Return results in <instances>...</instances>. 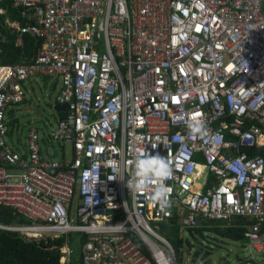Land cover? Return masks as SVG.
<instances>
[{
    "label": "built area",
    "instance_id": "2783aa9c",
    "mask_svg": "<svg viewBox=\"0 0 264 264\" xmlns=\"http://www.w3.org/2000/svg\"><path fill=\"white\" fill-rule=\"evenodd\" d=\"M8 4L25 22L0 19V41L6 26L38 47L14 66L0 47V204L31 221L3 228L64 237L61 264L71 234L85 238L83 264H181L184 243L176 250L161 224L240 219L250 224L236 264H264V156L253 155L264 150V0H0V16ZM38 76L61 80L68 114L49 138L32 130L19 153L6 142V110ZM190 118L208 137L189 132ZM41 139L70 145L71 160L45 161ZM145 147L172 162L165 210L126 186Z\"/></svg>",
    "mask_w": 264,
    "mask_h": 264
},
{
    "label": "rangeland",
    "instance_id": "374dc122",
    "mask_svg": "<svg viewBox=\"0 0 264 264\" xmlns=\"http://www.w3.org/2000/svg\"><path fill=\"white\" fill-rule=\"evenodd\" d=\"M55 83H59V87L54 91ZM61 85L62 82L57 76L50 78L38 76L22 82V87L26 92V100L17 104H10L6 110L8 127L6 142L17 152L27 153L28 138L32 130H37L40 137L45 134L46 138H49V135L57 129L59 112L52 106L57 103ZM12 112L16 116L17 123H13L9 119V114ZM40 112L43 116L42 120L32 123V121H37L40 118ZM40 144L45 161L68 162L72 158V147L68 144L64 145L51 140L44 141L43 139H41ZM241 221L240 219L234 220L233 224L236 227L243 226L235 224ZM3 226L13 227L0 225V228ZM215 228L207 229L202 237L198 234L192 236L189 232L180 229L185 238L182 249L184 257L181 264H236L237 254L240 258H244V251L246 252L248 242L224 238L213 230ZM82 239L80 234H71L68 237L69 247L73 255H78V258ZM258 258L264 261V254H260Z\"/></svg>",
    "mask_w": 264,
    "mask_h": 264
},
{
    "label": "trees",
    "instance_id": "16d2710c",
    "mask_svg": "<svg viewBox=\"0 0 264 264\" xmlns=\"http://www.w3.org/2000/svg\"><path fill=\"white\" fill-rule=\"evenodd\" d=\"M9 10L7 15H1L0 19L5 22L6 17L13 21H18L19 24L24 25L25 19L21 17L17 8L8 4ZM4 41H0V47L3 48V54L1 56V63L3 65H25L31 63V59L35 57L38 43L34 38L25 34L18 37L16 34H12L11 30L3 27ZM18 40L20 43L17 44ZM50 78V77H45ZM68 111H59V117H66ZM48 139H45L46 141ZM253 155L264 156V150L253 151ZM25 157V155H24ZM0 166L3 163L0 162ZM31 221L18 213L13 208L0 204V225H23L29 224ZM171 224H161L159 233L168 242L172 243V246L176 250H179L181 245L185 242L181 238L180 226L173 221ZM236 225H243L239 227H214L213 229L217 234L224 238L231 239L233 241L243 240V233L245 231L244 226L250 224L247 221H241L235 223ZM213 228V227H212ZM206 227H200L195 229L185 230L192 236L198 234L201 237L206 232ZM85 238L82 239V243ZM66 239L60 237L58 239L44 238L39 241L28 240L21 236L18 232L6 230L0 228V264H61L60 247L64 245ZM67 264H83L81 259H78V255H71Z\"/></svg>",
    "mask_w": 264,
    "mask_h": 264
},
{
    "label": "clouds",
    "instance_id": "9594fccd",
    "mask_svg": "<svg viewBox=\"0 0 264 264\" xmlns=\"http://www.w3.org/2000/svg\"><path fill=\"white\" fill-rule=\"evenodd\" d=\"M186 127L192 135L208 137L206 125L202 119L190 118ZM160 142L152 143L155 149ZM129 163L134 165V172L126 181L131 193L148 192L153 204H159L161 210L171 206L170 194L172 188L165 181L173 175L171 160L158 152L152 154L145 148L137 149L136 155Z\"/></svg>",
    "mask_w": 264,
    "mask_h": 264
},
{
    "label": "water",
    "instance_id": "95a60500",
    "mask_svg": "<svg viewBox=\"0 0 264 264\" xmlns=\"http://www.w3.org/2000/svg\"><path fill=\"white\" fill-rule=\"evenodd\" d=\"M52 108H54L57 112L59 111H65L67 110L68 108V105L67 104H63V105H59V104H56L54 106H52ZM40 118L37 120V122L41 121L43 116H42V113L40 112L39 114ZM12 118V117H11ZM10 118V119H11ZM32 123H36V121H32ZM236 260H238V256L236 255ZM211 264V263H210Z\"/></svg>",
    "mask_w": 264,
    "mask_h": 264
},
{
    "label": "crops",
    "instance_id": "0c3cea01",
    "mask_svg": "<svg viewBox=\"0 0 264 264\" xmlns=\"http://www.w3.org/2000/svg\"><path fill=\"white\" fill-rule=\"evenodd\" d=\"M59 81H60V79H59ZM58 87H59V83H55V85H54V87H53V90L55 91V90H57L58 89ZM26 100V99H25ZM24 100V101H25ZM57 104V103H56ZM9 116H10V120L13 122V123H17V120H16V116H15V114L12 112V113H10L9 114ZM60 119V117L58 118V120ZM37 122V121H36ZM47 141V140H46Z\"/></svg>",
    "mask_w": 264,
    "mask_h": 264
}]
</instances>
